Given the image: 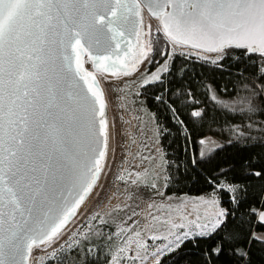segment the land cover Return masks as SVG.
Returning <instances> with one entry per match:
<instances>
[{"label":"snow or ice","instance_id":"1","mask_svg":"<svg viewBox=\"0 0 264 264\" xmlns=\"http://www.w3.org/2000/svg\"><path fill=\"white\" fill-rule=\"evenodd\" d=\"M145 13L155 28L145 23ZM185 46L214 54L210 62L218 67L231 50H242L253 70L237 69L241 87L224 89L227 99L209 89V108L190 87H170L183 80L173 57ZM133 75L137 95L160 86L155 100L167 101L171 118L188 133L183 151H190V143L219 150L224 143L216 136L229 145L264 144V0H0V264H30L34 249L49 259L75 252L72 264H101V256L103 264H162L166 254L175 256L188 242L199 247L200 241L208 242L202 264H252V245L264 247V233L257 231L264 228V195L250 202L249 185L229 178L228 168L208 178L211 190L200 198L215 210L212 217L202 222L195 209L178 220L165 216L160 223L168 235L148 239L166 243L149 261L148 242L134 227L140 223L137 209L145 193L147 209L165 207V190L186 164L170 160L159 139L144 145L148 155L133 151L137 139L109 121V95L127 88L124 78ZM173 95L183 98L191 123L207 127L198 141H191ZM156 130L162 138L166 128L157 123ZM117 148L123 155L115 180L125 200L112 212L126 218L117 232L105 234L108 220L96 213L91 220L100 227L86 225L59 244L86 197L100 194L101 175ZM204 156L197 150L187 163L196 166ZM245 171L264 178V169Z\"/></svg>","mask_w":264,"mask_h":264},{"label":"trees","instance_id":"2","mask_svg":"<svg viewBox=\"0 0 264 264\" xmlns=\"http://www.w3.org/2000/svg\"><path fill=\"white\" fill-rule=\"evenodd\" d=\"M174 63L176 69H182L180 73L183 80H176L170 87L177 89L181 85L185 88L190 87L196 94L197 98L204 101L205 104L211 108L212 101L208 99L211 95L209 89L216 92L217 95L227 99L224 89L229 92L234 87H241V84L236 76L237 69H247L252 71L251 61L243 56L242 50H231L230 58L223 61V66L218 67L215 64L198 62L195 59H187L184 56H174ZM253 60H258V57H253ZM171 79V78H170ZM160 92V86H149L142 90V102L144 107L154 114L155 120L160 127L166 128L160 143L167 153L170 160L179 158L186 164L183 174L178 177V182L173 184L169 189H166V194L175 195H191L201 196L210 192L211 187L208 183V178L212 176H219L221 169L231 168L232 171L228 173L229 178H235L240 183L249 185L248 192L250 202H254L264 195V178L248 176L245 169L260 170L264 169V144H257L255 141L247 144L233 143L227 144L223 137L216 136V139L224 143V147L219 150H212L205 154L203 160L198 165L194 166L187 163L189 156L196 158L197 150H202L203 145L198 143H190V151L182 150V145L185 141L183 137L187 135V131L183 130L171 118V113L166 107L165 103H159L155 100V96ZM167 93L165 96L167 97ZM176 101L180 109V118L188 125L191 130V141H198L202 134L208 133L207 127L200 128L198 124H193L187 115L188 109L185 108L183 98L177 100V95L171 97ZM259 119V117H257ZM220 123H223L221 120ZM220 131L219 128L216 129ZM227 132V128L224 129ZM235 140V137H233ZM227 206V205H225ZM246 207V205H245ZM100 227V225L96 226ZM257 231L264 233V228H257ZM105 234L113 233V228L109 224L103 226ZM99 243V242H97ZM207 241H200L199 247L191 242L185 244L180 252L175 256L165 255L162 264H173L174 260L178 259V264H202V249L207 245ZM252 264H264V247L260 245H252ZM77 254L72 253L68 256L66 252L59 255L56 259H51L45 264H72L76 260ZM104 256L100 257L101 264H103Z\"/></svg>","mask_w":264,"mask_h":264},{"label":"rangeland","instance_id":"3","mask_svg":"<svg viewBox=\"0 0 264 264\" xmlns=\"http://www.w3.org/2000/svg\"><path fill=\"white\" fill-rule=\"evenodd\" d=\"M152 22V21H151ZM153 27L155 28L157 25L152 22ZM155 34V33H154ZM175 56L183 53L185 58L187 59H196L201 58L202 56L209 57V61L207 63H211L210 60L214 57V54L211 53H202L190 48L178 47L175 49ZM200 61V60H199ZM202 62V61H201ZM87 69L91 70V65L87 63ZM213 64V63H211ZM128 84V87L121 91H112L108 97L109 101V112H110V122L113 123L123 134L127 131L129 134L133 135L138 143L133 146V151H139L144 155H148V151L145 149L144 145L147 144L149 146H153L154 142L159 139L160 136L157 134L156 125L157 122L155 120L154 114L148 111L142 102L141 95H137V91L139 89V80L138 75H133L129 78H124ZM122 110L124 113L122 114ZM132 119H129V118ZM130 121V123H128ZM121 144L126 143V138H117ZM215 148L214 144H205L202 147V150L205 151V154L209 153ZM164 150V149H163ZM165 151V150H164ZM123 153L117 148V151L114 156H111L109 165L110 168L107 170V175H104L101 185L99 188V195H96L92 203L89 207L84 211V213L75 220V224H71L69 227L71 231L66 233L63 238L59 241V244H64L65 241L69 240L71 232L80 230H86V225L93 224L94 226H98V222L92 221L91 217L96 213H99L102 216H105V219L108 220L109 226L113 228V233L118 231L117 226L120 225L121 219L124 217L123 213H115L112 212V209L117 205L122 203L125 200V197L122 195L123 185L120 182L115 180V174H117L120 170L121 157ZM149 163L150 162H146ZM119 189V191L117 190ZM208 194V193H207ZM207 194L201 196H191V195H175V194H166L165 190V199L164 204L172 203L177 207H181L184 205H189L196 212H198L201 217L203 216V211L214 212L215 210L212 208L210 204H206L204 200H201V197L207 198ZM167 197H171V200H167ZM159 206L162 203V199L160 197H153ZM113 200H116L114 205H112ZM151 202L147 200V193L142 198V202L140 203V207L137 209L140 212V215L136 217L137 220L140 221L138 225H134L137 230L142 232V237L146 236L149 232L148 227H152L158 220H153L151 216L148 215L149 211L157 216L158 219H164V217L168 213V208L163 207L161 209L153 208L147 209V203ZM107 213H111V216L106 215ZM210 218V217H208ZM203 222V217H202ZM131 223V222H129ZM127 235V233H125ZM117 243L124 239V236H120L119 238L114 237ZM135 239V238H134ZM149 244V242H148ZM150 246L147 248V254L151 252L153 249L157 247L156 244L150 243ZM56 247H59L57 245ZM51 250H49L50 252ZM142 254L143 251H142ZM49 261L48 253L43 252L39 249H34L33 259L30 264H45Z\"/></svg>","mask_w":264,"mask_h":264},{"label":"bare ground","instance_id":"4","mask_svg":"<svg viewBox=\"0 0 264 264\" xmlns=\"http://www.w3.org/2000/svg\"><path fill=\"white\" fill-rule=\"evenodd\" d=\"M144 21H145V23L147 24V23H152V22H154L156 25H157V22L153 19V18H151V17H149L148 16V14L147 13H145V15H144ZM152 21V22H151ZM183 48H185V47H183ZM196 60V59H195ZM196 61H198V60H196ZM198 62H201V61H198ZM205 63H207V62H205ZM87 63H85V68L87 69ZM124 113V111L122 110V114ZM110 112H109V121H110ZM129 119H132L131 117L129 118ZM111 158V157H110ZM109 161H110V159H109ZM109 161H108V163H109ZM104 175L105 174H103L102 173V175H101V180H100V184H101V182H102V179H103V177H104ZM96 191H99V188L96 190ZM95 196L96 195H89L88 197H87V199L85 200V202L81 205V209L80 210H78V213H77V216L74 218L75 220L76 219H78L83 213H84V211L89 207V205L92 203V201L94 200V198H95ZM116 202V200H113V202H112V205H114V203ZM157 204V203H156ZM167 204H171V208H168L167 207ZM166 205V207L168 208V213H167V215L166 216H168L171 220H178L180 217H182V216H187V213L188 212H191L192 210H193V208L191 207V206H189V205H184V206H181V207H177V206H175L174 204H172V203H166L165 204ZM213 213L214 212H208V211H203V218H205V217H212V215H213ZM158 217L160 218V216H157V219L156 220H158L156 223H155V233H153V230H152V227L150 226V227H148L147 229H149V232H148V234L146 235V236H144V238H143V240H146L147 242H149V244L150 243H154V244H156L157 245V247H159V246H161L162 245V243H166V241H159V240H157V241H152V240H149L148 239V237L150 236V235H152V234H157V235H160V236H166V235H168V231H167V228L166 227H163L162 225H161V223H160V221L161 220H163V219H158ZM188 218H191V217H188ZM181 222H187L186 220H184V221H181ZM71 225V224H70ZM69 225V226H70ZM148 244V246H150ZM155 249H153L152 251H154ZM143 251V250H142ZM151 251V252H152ZM66 252V251H65ZM151 252H149V254H148V256H149V261L151 260V256H150V254H151ZM49 260H51V259H49Z\"/></svg>","mask_w":264,"mask_h":264},{"label":"built area","instance_id":"5","mask_svg":"<svg viewBox=\"0 0 264 264\" xmlns=\"http://www.w3.org/2000/svg\"><path fill=\"white\" fill-rule=\"evenodd\" d=\"M200 52V51H199ZM202 53H204V52H202ZM206 54V53H205ZM176 56H181V55H176ZM196 60H200V61H202V62H207V61H209V60H204V59H202V58H196ZM35 264V263H34Z\"/></svg>","mask_w":264,"mask_h":264},{"label":"water","instance_id":"6","mask_svg":"<svg viewBox=\"0 0 264 264\" xmlns=\"http://www.w3.org/2000/svg\"><path fill=\"white\" fill-rule=\"evenodd\" d=\"M148 16H149V15H148ZM149 17H150V16H149ZM185 47H187V46H185ZM187 48H190V47H187ZM190 49H191V48H190ZM193 50H195V49H193ZM196 51H198V50H196ZM204 53H205V52H204ZM86 199H87V197H86ZM86 199H85V200H86Z\"/></svg>","mask_w":264,"mask_h":264}]
</instances>
